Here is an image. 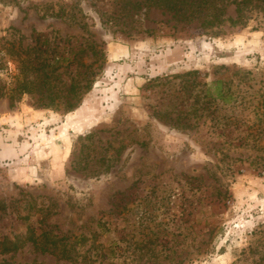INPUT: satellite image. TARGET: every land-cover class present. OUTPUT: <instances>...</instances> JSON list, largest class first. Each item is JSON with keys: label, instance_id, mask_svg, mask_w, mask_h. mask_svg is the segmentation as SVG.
Wrapping results in <instances>:
<instances>
[{"label": "rangeland", "instance_id": "1", "mask_svg": "<svg viewBox=\"0 0 264 264\" xmlns=\"http://www.w3.org/2000/svg\"><path fill=\"white\" fill-rule=\"evenodd\" d=\"M141 1L0 0V240L78 252L0 264H264V0L214 25ZM37 33L85 48L71 111L15 90Z\"/></svg>", "mask_w": 264, "mask_h": 264}, {"label": "trees", "instance_id": "2", "mask_svg": "<svg viewBox=\"0 0 264 264\" xmlns=\"http://www.w3.org/2000/svg\"><path fill=\"white\" fill-rule=\"evenodd\" d=\"M237 6L238 17L232 19L237 21L244 17V10L253 0H234ZM145 6H157L173 12V15L183 14V18H192L200 15L206 16L203 23L214 25L223 21L224 9L220 5V0H142ZM36 44L25 49V58L19 57L20 77L22 80L15 87L16 92L21 94L29 93L32 96H39L40 105L44 107H60L63 105L65 111H71L79 103L80 95L84 90L92 86L93 79L86 78L83 82L71 81L67 86L66 82L58 73L61 67H67L74 63L77 66L86 67L78 54L85 51V48L72 50L68 54L57 53L56 47L50 44L48 38L39 40L42 37L36 34ZM94 56L99 57V52L95 46L88 47ZM33 57V58H32ZM196 73V72H193ZM5 95L4 90H0V96ZM13 99V94L10 96ZM26 241L32 242L38 250L50 252L59 256L61 259H76L78 252L74 249L75 244L68 245L69 242L62 238L50 235L44 231L36 234L33 228L26 237H16L9 239L4 237L0 240V253L15 251ZM85 241L84 237L83 240ZM26 264H37L26 263Z\"/></svg>", "mask_w": 264, "mask_h": 264}]
</instances>
